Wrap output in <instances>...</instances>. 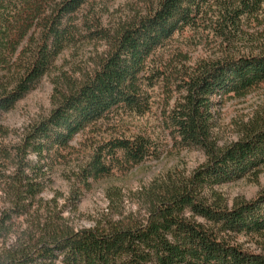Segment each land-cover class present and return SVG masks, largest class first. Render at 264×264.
Masks as SVG:
<instances>
[{"label": "trees", "instance_id": "16d2710c", "mask_svg": "<svg viewBox=\"0 0 264 264\" xmlns=\"http://www.w3.org/2000/svg\"><path fill=\"white\" fill-rule=\"evenodd\" d=\"M98 1L0 0V122L69 47L94 39L107 46L92 71L80 80L67 79L65 89L56 86L49 115L35 122L16 148L20 163L29 166L25 161L32 153L38 164L63 159L83 131L145 114L150 89L174 72L183 94L165 114L166 125L179 146L202 149L206 161L186 179H170L148 193L143 220L128 216L104 227L74 229L59 211L43 214L16 243L0 247V264H264V189L232 205L214 191L264 166V122L246 127L224 146L213 134L220 99L244 95L264 82V46L258 53L230 50L235 38L245 37L246 17L264 0H150L144 13L114 29L102 26ZM186 28L209 31L229 49L190 69L173 70L157 54ZM101 138L92 145L85 182L151 153V139L140 134ZM41 184L15 183L13 206L0 214V238H8L15 217L31 207Z\"/></svg>", "mask_w": 264, "mask_h": 264}, {"label": "rangeland", "instance_id": "374dc122", "mask_svg": "<svg viewBox=\"0 0 264 264\" xmlns=\"http://www.w3.org/2000/svg\"><path fill=\"white\" fill-rule=\"evenodd\" d=\"M150 0H99L97 9L102 26L114 29L144 13ZM156 1V0H151ZM245 37L233 40L230 50L258 53L264 46V1L257 13L246 17ZM237 40V41H236ZM227 43L209 31L186 28L176 33L157 54L171 69H190L198 62L217 57L229 49ZM106 42L82 40L64 51L56 66L39 85L30 91L16 107L4 113L0 122V214L13 206L15 183L32 180L41 182V192L26 212L17 214L14 230L8 238H0V247L16 243L22 230L43 214L59 211L74 229L104 227L133 216L143 220L149 208L147 196L170 179H186L206 161L204 151L195 146L181 147L170 134L165 114L183 94L180 78L174 72L170 78H160L150 89V109L143 115H128L113 123H100L78 134L64 158L48 164L39 163L29 154L24 167L16 148L24 134L37 121L47 117L53 108L55 88L65 89L67 79L80 80L92 71L106 51ZM220 99V98H219ZM215 106L214 138L218 146L238 140L246 127L264 122V82L244 95H229ZM101 137H131L140 134L152 141L151 153L138 164L114 169L110 175L85 182V168L91 162L95 139ZM102 139V138H101ZM7 154V155H6ZM9 154V155H8ZM14 183V184H13ZM264 189V166L233 182L217 185L214 191L228 205L236 200H251ZM212 200L211 193H204ZM190 215V213H188ZM202 222L204 218L196 216ZM253 247L248 239H239Z\"/></svg>", "mask_w": 264, "mask_h": 264}]
</instances>
